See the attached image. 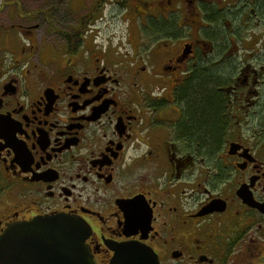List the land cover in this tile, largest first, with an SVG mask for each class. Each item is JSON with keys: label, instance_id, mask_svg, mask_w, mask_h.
<instances>
[{"label": "flooded vegetation", "instance_id": "flooded-vegetation-1", "mask_svg": "<svg viewBox=\"0 0 264 264\" xmlns=\"http://www.w3.org/2000/svg\"><path fill=\"white\" fill-rule=\"evenodd\" d=\"M40 2L0 0V235L264 264V0Z\"/></svg>", "mask_w": 264, "mask_h": 264}, {"label": "water", "instance_id": "water-1", "mask_svg": "<svg viewBox=\"0 0 264 264\" xmlns=\"http://www.w3.org/2000/svg\"><path fill=\"white\" fill-rule=\"evenodd\" d=\"M88 225L68 215L8 224L0 235V264H96L85 241ZM109 264H159L153 251L136 242L112 247Z\"/></svg>", "mask_w": 264, "mask_h": 264}, {"label": "rangeland", "instance_id": "rangeland-1", "mask_svg": "<svg viewBox=\"0 0 264 264\" xmlns=\"http://www.w3.org/2000/svg\"><path fill=\"white\" fill-rule=\"evenodd\" d=\"M40 1L41 0H24L25 6L28 7V8H35V7H37L39 5L38 2H40ZM86 1H87L88 4L90 3V0H86ZM53 6H56V5L54 4Z\"/></svg>", "mask_w": 264, "mask_h": 264}]
</instances>
